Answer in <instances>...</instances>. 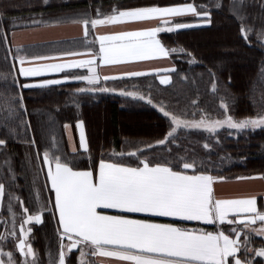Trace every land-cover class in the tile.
I'll return each instance as SVG.
<instances>
[{
	"label": "snow or ice",
	"instance_id": "6c2138e0",
	"mask_svg": "<svg viewBox=\"0 0 264 264\" xmlns=\"http://www.w3.org/2000/svg\"><path fill=\"white\" fill-rule=\"evenodd\" d=\"M214 6L217 9L227 8L240 21L242 39L251 43L250 34H255L257 43L264 47V26L254 30L245 23L247 5L244 0H230L227 5L217 0ZM211 7L206 3L184 2L164 6L152 3L113 7L107 14L97 9L96 16L85 12L51 21H32L80 25L85 46L82 50L68 48L50 54L30 51L38 45L16 46L12 69L17 75H12L9 84L8 76L0 74V81H3L0 84L3 89L0 92V129L4 130L0 146H6L8 139L19 138L21 128L27 132L32 127L31 121L23 118L28 109L22 89H44L53 85L63 87L79 82L84 86L75 87L71 96L119 91L122 95L153 104L150 94L107 87L102 82L115 77L106 74L103 68L187 52L182 47H168L159 34L187 29L194 24H211ZM260 7L264 8V0H261ZM3 15L0 9V22ZM188 15L191 19H184ZM116 25L134 27L101 31V28ZM89 37H92L91 41ZM7 38V32L0 33V39L7 41ZM97 43L98 48L95 47ZM175 70L173 65L170 69L127 70L120 75L138 77L145 72L167 73ZM209 74L215 77V72L209 70ZM19 77H24L25 82H21ZM171 79V75L159 76L161 84H168ZM212 89H217L215 79L212 80ZM155 106L169 122L162 138L143 143L141 148L126 154L113 152L107 158L102 154L95 161L89 157L88 167H79L74 157L57 154L52 150L54 145H46L41 153L35 135L26 140V143L36 146L37 159L46 166V181L50 183V187L48 184L46 187L54 193V199L50 198L44 205L32 210L19 197L8 196L7 211L12 217V228L0 233V264H37V254L31 243L16 236L17 212L13 199L19 201L22 209L20 237H27L33 231L32 227L25 228L24 225L33 221L41 223L46 210L56 221V232L60 238L58 261H51L50 258V264H72L69 254L74 249L79 253V264H96L87 260L88 256L110 258L99 261V264H264V203H258V196L264 194L251 192L232 197L219 196L215 185L228 178L210 171L195 154L173 159L144 151L154 146H165L171 153L167 146L176 143L175 134L181 127L203 129L211 135H216L217 130L224 126L235 130L229 135L246 130L264 131V107L254 115L237 118L229 114L228 104L222 99L223 118H212L205 113L198 119H189L184 110L168 109L163 102ZM67 127L69 125L65 124ZM76 128L80 148L88 151L84 121L77 120ZM203 147L211 149L213 145L204 143ZM125 155L135 157V162L123 159ZM114 156L119 158L114 159ZM5 164L9 161L5 160ZM7 171L14 181L15 172L10 164ZM235 179L264 180V172L236 176ZM4 196L5 184L0 182V201ZM47 204H51L50 209ZM106 210H114V214ZM157 218L168 219L161 222ZM207 226H212L211 230ZM9 237L15 238L12 241L13 250H5ZM15 250L19 251V256ZM258 257L261 259L258 260Z\"/></svg>",
	"mask_w": 264,
	"mask_h": 264
},
{
	"label": "trees",
	"instance_id": "16d2710c",
	"mask_svg": "<svg viewBox=\"0 0 264 264\" xmlns=\"http://www.w3.org/2000/svg\"><path fill=\"white\" fill-rule=\"evenodd\" d=\"M184 2L212 5V23L159 34L168 47L187 50L170 55L176 65L172 83L163 86L153 75L104 83L110 88L150 94L153 104L122 95L119 91L71 96L74 88L81 86L77 84L22 89L28 109V114L23 118L30 120L32 127L27 132L21 128L19 138L8 139L6 146H0V182L5 184L4 204L8 205L10 194L19 197L30 209L29 202L32 204L33 195L38 199L37 206L53 199V193L48 191L49 185L46 187L48 182L45 178L43 180L40 169L37 168V164L41 166V161L37 159L36 146L26 143L33 135L41 153L46 145H54L53 151L69 158L74 157L75 163L84 168L89 166V157L95 161L102 154L106 158L112 156L113 152L126 154L135 148H141L143 143H152L162 138L168 130L169 122L155 106L159 102L177 112L184 110L189 119H198L205 113L212 118H223L225 112L221 107L222 99L228 104L229 114L237 118L256 114L264 107V47L257 43L255 34H250L251 43L242 39L240 21L227 8L217 9L214 6L217 0H0V9L4 13L0 33L7 32L8 37L7 41L0 39V74L8 76L9 84L12 75H17L12 69L15 50L11 47L10 35L20 27L35 25L32 21H48L85 12L96 16L97 9L102 14H107L113 7L152 3L164 6ZM229 2L230 0H222L225 5ZM244 2L247 5L245 23L254 30H259L264 26L261 0ZM219 46L227 50L220 52ZM222 53L226 54L222 55L224 61L216 63L215 58ZM192 57L195 59L192 60ZM209 70L215 72V77L210 76ZM213 79L217 83L216 91L212 89ZM19 80L25 82L20 77ZM2 91L0 88V92ZM77 120L84 121L89 145L87 152L72 153L67 147L64 125L75 124ZM229 133L228 129H221L216 135H211L203 129L181 127L175 134L176 143L167 146L171 153L165 146H154L144 151L173 159L195 154L210 171L223 174L228 179L264 172V131L256 129L254 132L246 130L234 135ZM3 136L4 130L0 129V138ZM204 143H211L213 147L205 149ZM123 159L135 162V157L125 155ZM5 160L9 161L15 172L14 181L10 179L11 173L7 171L9 164H5ZM12 204L16 205L15 210L20 213L19 201L13 199ZM47 208L50 209L51 204H47ZM6 210L7 207L0 208V233H4L6 229L11 230L10 216ZM42 217L41 223L31 224L33 231L29 234V241L37 254V264H49L50 258H57L53 255L58 254L60 238L51 213L46 210ZM207 227L211 230L212 226ZM256 239L259 241L260 238ZM13 249L14 244L8 239L5 250ZM15 254L20 255L18 250H15ZM69 256L72 264H79L77 250H73ZM86 259L99 264L95 256H88Z\"/></svg>",
	"mask_w": 264,
	"mask_h": 264
},
{
	"label": "crops",
	"instance_id": "0c3cea01",
	"mask_svg": "<svg viewBox=\"0 0 264 264\" xmlns=\"http://www.w3.org/2000/svg\"><path fill=\"white\" fill-rule=\"evenodd\" d=\"M185 18L187 17H184V19ZM39 21H43V20H39ZM130 27H134V25L107 26L101 28V31H114V30H119L121 28H130ZM91 39L92 37H89V41H91ZM10 43H11V47L15 50V53H16L17 45H22V46L38 45L37 47H33L30 49V51L38 54H50L52 52L68 49V48L74 50H82L83 47L85 46L83 43L81 26L70 22L62 23L60 25H51L49 23H36L33 26L20 27L11 33ZM95 47L98 48V43L95 45ZM173 65L175 66L176 69V65L170 56L168 58H156L148 61L107 66L103 68V71L106 74L115 77V79H110L109 81H117L121 79L135 78V77L121 76L120 73L122 71H127V70L144 71L147 68L170 69ZM18 66L19 65L17 63L16 67ZM166 74L171 75L172 77L173 72L172 71L167 73L164 71H161L160 73L145 72L144 75L138 77L153 75L157 77V80L160 83L159 76ZM54 75L55 74H53V76ZM20 78L25 79L24 77H20ZM172 80L173 77L168 84H161V83L160 84L163 86H167L172 83ZM70 84H77L83 86V84H80L79 82H72ZM67 125H69V127L67 128H65L64 125V133H65V139L68 150L72 153H76L78 151L87 152L80 148L79 131L76 128V123L67 124ZM46 170L47 169H45V173ZM48 185L50 187V183H48ZM215 190L217 195L224 197H232L238 194H245L251 192L264 194V180H260V179L236 180L235 178L226 179L223 182L218 181L215 185ZM53 199H54V193H53ZM258 203H264V195L258 196ZM106 211H108L110 214H114V210H106ZM157 219L159 220L164 219L166 221L168 218H157ZM160 221L165 222L163 220ZM95 257L98 261L110 259V258L98 257V256Z\"/></svg>",
	"mask_w": 264,
	"mask_h": 264
},
{
	"label": "rangeland",
	"instance_id": "374dc122",
	"mask_svg": "<svg viewBox=\"0 0 264 264\" xmlns=\"http://www.w3.org/2000/svg\"><path fill=\"white\" fill-rule=\"evenodd\" d=\"M186 17H190V15H188V16H186ZM194 25H199V24H194ZM217 47V46H216ZM210 48H213V47H210ZM219 48V50H220V52L221 51H226L227 49H224L223 47H221V46H219L218 47ZM222 55H226V54H224V53H222L221 54V56H218L217 58H215V62L216 63H222L224 60V56H222ZM212 61V60H211ZM221 129H228L230 132H235V130H233V129H229V128H227V126H224L223 128H220V129H218V130H221ZM217 130V131H218ZM38 166H37V168L38 169H40V172H41V174H42V178H43V180H44V178H45V180H46V173H45V169H46V166H43L42 164H41V166L39 165V164H37ZM41 169H43V170H41ZM44 180V181H45ZM38 193V192H37ZM33 197H34V199H33V201H32V204H33V206H32V204H31V202H29V205H30V207L32 208V209H36L38 206H37V201H38V199L33 195ZM7 207L8 205H6V204H4V201L2 200V201H0V208H2V207ZM13 207H14V210H15V207H16V205L15 204H13ZM21 209V208H20ZM7 211V210H6ZM16 211V210H15ZM8 212V211H7ZM17 212V215H16V217H15V221H16V226H15V231L17 232V237H19V238H23V239H26V241L28 242V243H30V241H29V234H28V236L27 237H20V231H19V229H20V223H21V221H22V216L20 215V213L22 212V209H21V212L19 213L18 211H16ZM8 215L10 216V219H9V221H10V224H11V227L10 228H12V217H11V215L8 213ZM2 220L0 219V222H1ZM32 223H36V222H31L30 224H27V225H24V227L25 228H27V227H31V224ZM13 239H15L14 237H9V240H12L13 241ZM65 243H67V239L65 238V241H64ZM75 250V249H74ZM59 252V249L57 250V253ZM53 256H56L57 258H51V261H58V254H55V255H53ZM23 258V257H22ZM5 259H6V257H5ZM28 259L29 260H31V259H33V257H28ZM49 264H50V260H49Z\"/></svg>",
	"mask_w": 264,
	"mask_h": 264
}]
</instances>
